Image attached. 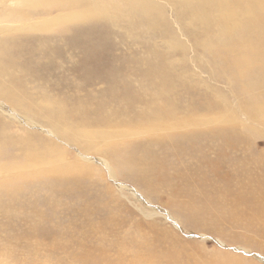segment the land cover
Returning <instances> with one entry per match:
<instances>
[{"label":"rangeland","instance_id":"rangeland-1","mask_svg":"<svg viewBox=\"0 0 264 264\" xmlns=\"http://www.w3.org/2000/svg\"><path fill=\"white\" fill-rule=\"evenodd\" d=\"M155 1L164 17L152 29L127 19L77 23L63 31L40 33H18L15 25L0 26V39L6 38L0 53V67L6 70L0 73V83H7L34 107L28 114L0 97V130L12 139L5 157L11 159L26 146L16 143L37 146L49 142L67 151L66 161L76 159L94 173L63 186L53 185L55 181L49 186L50 181L26 185L12 200L1 196L0 264H131L128 260L133 255L144 257L148 264H220L233 257L264 264V248L248 245L251 234L244 231L256 233L258 226L251 220L254 227L244 223V230L235 228L223 220L220 208L218 215L211 208L230 204L239 191L236 184L242 179L234 176V169L264 151V130L248 144L223 150L226 153L218 142L210 150L203 140L177 136L173 144L141 146L137 140L112 160L114 154L107 155L105 147L99 154L85 153L81 146L57 139L51 130V113L43 111L44 107L40 111L43 101L63 107L66 123H89L93 131L104 130L107 126L102 124L108 120L122 121L127 116H132L127 125H135L137 114L154 104L156 98L148 94L154 93L160 82L156 78L162 82L163 69L170 65L165 43L174 36L188 49L184 69L196 77L191 75L182 84L177 79L178 86L172 82L177 91L164 95L163 100L176 102L181 110L191 106L201 110L213 103L206 90L211 86V93H217L226 108L222 114L240 116L233 93L236 84L216 70L217 61L211 54L194 49L199 27L193 34L178 8ZM32 16L34 22L40 17L37 12ZM179 54L176 50L174 55L178 58ZM191 83L193 89L188 88ZM240 120L254 126L243 115ZM142 155L147 158L144 168L137 166ZM200 202L211 208V218L197 210ZM254 205L248 201L241 210L250 217Z\"/></svg>","mask_w":264,"mask_h":264},{"label":"bare ground","instance_id":"bare-ground-1","mask_svg":"<svg viewBox=\"0 0 264 264\" xmlns=\"http://www.w3.org/2000/svg\"><path fill=\"white\" fill-rule=\"evenodd\" d=\"M164 1L180 10L193 34L196 27H199L197 33L199 31L200 37L195 42L194 49L206 55L211 54L217 61L216 70L225 75L230 82L236 84L233 93L238 100L241 115L237 116L229 112V115L224 116L222 113L226 108L221 105L218 94L216 93L215 96L211 93L214 92L211 90V86H206V90L213 97V103L207 104L201 110L195 106L181 110L176 102L163 100L164 95L177 91L175 86H178V80L182 84L187 80V77L191 75L196 77V73L185 70L183 67L187 61L185 54L188 49L181 47L182 42L171 36L165 43L167 60L170 65L163 69L162 82L161 77L156 78L160 82H157L158 85L154 93L148 94V97L156 98L154 104L150 108H145L142 111L144 113L137 114L136 120L138 121L135 125H127L128 122L131 123L132 119V116H127L125 117L126 121L108 120L105 125L102 124V127L109 128L93 131L89 123L87 125L81 123L79 125L76 122L66 123L62 114L65 113L63 107L56 108L57 106L43 101L40 111L44 107L43 111L51 113V119L54 121L51 130L57 139L67 140L77 147L81 146L85 153L99 154L105 147L106 154L109 152L114 154L110 156L114 160L116 156H120L119 153L129 151L132 143L137 140L141 146H153L163 142L173 144L177 136L178 139L197 138L206 142L204 145L210 147V150H214L216 144H221V152L226 153L223 150L237 149L244 142L250 143L253 137L262 136L260 131L264 130V0ZM33 12L40 15L36 22L33 21V16L31 17ZM52 15L55 16L51 17ZM163 17V8L155 0H10L9 6L5 5V0H0V24H2L0 26L3 24L15 25L18 33H22V31L30 33L57 32L59 29L63 31L65 27L76 26L77 23L100 20L119 23L125 19L129 20L127 21L129 23L138 21L144 28L152 29L156 27V22L163 20ZM182 17H179L180 21ZM0 32L3 33V29L0 28ZM5 39L3 41H6ZM3 41L0 39V53L4 45ZM176 50L180 53L178 58L174 55ZM1 67L0 73L4 74L6 69ZM172 78H176V80L171 81ZM193 86L194 83H191L188 88L193 89ZM0 97L10 101L14 106L23 108L28 114L32 113L31 108H34L32 103L30 104L26 99L22 100V96L12 87L10 88L7 83L1 84ZM242 115L254 126L242 122L240 120ZM54 116H57L58 120ZM117 125L121 127L117 131L108 130ZM0 132H2L0 133V197L2 196V198L9 196L11 197L9 199L12 200L17 197L16 193L24 189L26 185L35 187L50 181L49 186L52 185V181H55L53 185L63 186V184H70L69 181L74 182L82 176L92 177L94 174L92 169H88L76 159L72 162L66 161L67 151L61 150L58 146H51L52 143L49 142L37 146L28 142L25 144L23 142L16 143V145L26 146L20 148L19 153H15L11 159H7L6 151L9 149L12 139L7 138L3 130ZM151 136L155 138V141H139L146 140ZM202 148L203 146L200 147V149ZM259 153L261 154H258V158L255 157L247 165H241L240 168L234 169V176L241 177L243 182L240 181L236 184L239 191L235 193V196L233 195L231 202L226 199L230 204L209 206L215 208L216 214L220 208L223 220L235 228L244 230L246 228H243L244 223L246 226H251L252 220L253 225L256 224L258 229H256V233H252L250 229V231L244 230L248 235L251 234L250 239L247 240L248 245L256 244L260 248H264V151ZM146 159L145 156L141 157L137 166L144 168ZM248 201L256 204L255 208L251 210L252 213L249 212L251 213L250 217L241 210L242 205ZM200 203L202 206L197 210L202 209L204 216L208 219L211 218V208L203 205L204 202ZM95 260L98 261L96 258ZM128 262L148 264L140 255H133ZM220 262H223L220 264H254L234 257ZM120 264H125V262L121 261Z\"/></svg>","mask_w":264,"mask_h":264}]
</instances>
